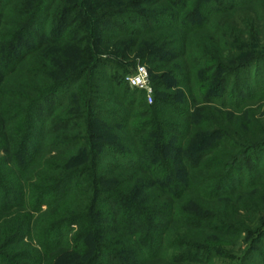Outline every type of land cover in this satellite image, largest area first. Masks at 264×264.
<instances>
[{"label":"trees","instance_id":"16d2710c","mask_svg":"<svg viewBox=\"0 0 264 264\" xmlns=\"http://www.w3.org/2000/svg\"><path fill=\"white\" fill-rule=\"evenodd\" d=\"M263 27L264 0H0V264H264Z\"/></svg>","mask_w":264,"mask_h":264},{"label":"built area","instance_id":"2783aa9c","mask_svg":"<svg viewBox=\"0 0 264 264\" xmlns=\"http://www.w3.org/2000/svg\"><path fill=\"white\" fill-rule=\"evenodd\" d=\"M125 80L130 85V87L145 91L147 100L150 104L154 102V89L151 84L150 72L147 66H137L135 71L127 74Z\"/></svg>","mask_w":264,"mask_h":264},{"label":"rangeland","instance_id":"374dc122","mask_svg":"<svg viewBox=\"0 0 264 264\" xmlns=\"http://www.w3.org/2000/svg\"><path fill=\"white\" fill-rule=\"evenodd\" d=\"M239 18V17H238ZM262 30H263V34L260 36L261 37V40L263 41V42H261V44H263L264 45V27L262 28ZM131 57V56H130ZM131 61H132V63H129L130 64V72H133V71H135V69L137 68V66H139V65H145V66H147L145 63H143L139 58H135V57H132V59H131ZM255 68L252 70V79L254 78V75H255ZM263 106V105H262ZM256 110L258 109L259 110V108H260V105L258 104V105H256L255 107H254ZM263 109V108H262ZM261 109V110H262ZM235 253H237L238 255L240 254V252L238 251V249H236L235 250ZM229 261V260H228ZM228 261H222L221 263L219 262L218 264H229V262Z\"/></svg>","mask_w":264,"mask_h":264}]
</instances>
